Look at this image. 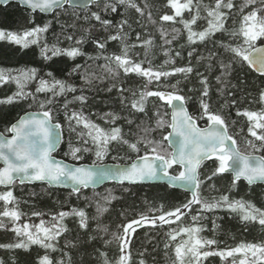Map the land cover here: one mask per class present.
<instances>
[{"label": "snow or ice", "instance_id": "snow-or-ice-1", "mask_svg": "<svg viewBox=\"0 0 264 264\" xmlns=\"http://www.w3.org/2000/svg\"><path fill=\"white\" fill-rule=\"evenodd\" d=\"M4 4L11 3L12 0H0ZM24 6L29 9V22L35 24L32 13L39 10L40 13L54 12L57 7H63L64 4L73 7H79L74 4V0H22ZM99 6V0H96ZM259 3V6L257 4ZM192 0H168V5L174 10V15L164 14L160 17L162 21H174L175 17H182V13L187 9L191 11L190 5ZM125 6L133 8L137 13L143 16L144 11L134 0H114V2H106L102 11L116 13L118 7ZM147 7V5H146ZM250 7L251 10L244 12V8ZM87 9V4H84ZM207 26L203 30L194 31L191 25L197 23L200 19L199 5L197 12L190 20H182L184 28L188 31L187 41L189 45L197 42L206 44L212 42L214 47L223 48L225 52L232 54V59L225 63L223 60L218 61L217 66L221 69V74L216 77L218 84L227 86L226 77L230 76L233 71V64L241 66L247 65L261 76H264V44L257 46L256 42L264 39V0H244L241 6L239 27L231 29L226 27L227 20L234 8L233 0H215L213 6L205 5ZM227 9L228 11H225ZM54 19L59 20V13ZM81 17L73 14L71 23L65 22L61 24V35L68 41H74L67 48H60L57 43L49 46L44 41V34L48 32L51 22L43 26L35 25L31 28H25L22 31H12L0 28V41H6L12 45H17L21 50L29 49L31 46H39V55L44 60H51L56 56H66L75 60L77 57H87L90 61H105L100 65L104 75L88 74L81 75L85 85H92L94 80L103 81L106 78L116 80L121 72L124 76L134 73L139 77L145 78V84L138 91H133L123 86L112 83L107 87L108 92L115 89L119 95L120 103L134 110L137 113L147 115V104L149 98L155 97L158 101L164 102L160 107H156L154 111L155 127H143L141 131L145 135H137L135 140L125 137L120 126H117V120L120 116L113 112L104 113L100 119L109 127H101L95 121L86 116L83 112V106L87 104L88 97L74 95L72 100L64 99L61 107L64 113V121L67 123L70 133H74L78 142V146L69 143V151L65 154L73 160H82L84 153H92L96 161H103L111 152L117 151L126 146L130 152L137 153L136 160L130 165L118 167L115 170L105 169L103 171H94V168H102V165L93 164L90 167L72 166L69 167L52 156V151L56 140L60 137L62 125L56 121L55 113L59 111L54 106L60 101L58 97H66L69 93L77 92V88L65 80L57 79L52 72H48V79L39 76L36 68L21 69H4L0 68V86L7 84H15L16 91L11 95L0 99V104H13L24 100H30L36 103L41 110L39 113L26 114L17 119L6 127L5 133H0V185L11 186L19 179L21 184L25 182L40 181L49 185H69L72 192L69 195L81 194L82 189L94 186L104 179H112L123 185L127 182L129 185L142 183L146 180H153L159 176L167 177L170 185L179 186L185 191L191 193L190 198L185 203L177 207H173L167 211L161 204L158 208H149L148 212L140 213L136 218L128 220L126 223L118 225V231L112 233L113 239L118 245L119 255L114 262H110L107 253L101 252L104 257V264H132V256L130 245L132 243V235L138 227L151 225L153 228H162L164 225L181 221V218L194 210L196 214L192 215V224L187 226H179L171 229L166 233L168 241L165 243V249L172 248L174 259L172 264H204L209 257L218 256L222 261L231 258L230 264H264V241L261 242H241L235 247L225 249L214 248L218 244L216 239L202 237L205 228L200 223L201 220L207 219L204 213H213L216 210H223L230 215L235 214L242 222L258 223L264 229V208L257 207L252 201L243 198L235 199L230 196L232 188H235L241 179L245 180L249 186L260 182L264 183V155H256L255 153L264 152V109L260 111H250L247 109L236 110L237 117H246L248 121L247 132L253 139L245 140L251 151H241L237 140L229 132L228 119L219 111H213L209 103V80L200 72L195 75L200 77L199 83L202 86L199 90V113L197 116L190 114L186 108V101L192 97L181 94L183 89L179 87L181 81L176 80L175 84H165L161 78L167 79L170 76L182 74L184 79H188L194 69L191 66V58L195 52V48L188 52V64L183 67H172L165 70V66L169 63L175 64V60H166L164 65L154 68L151 61L141 60L135 61L130 56L132 48L136 44L127 43L128 33L124 31L125 26L131 29L127 19L122 20L119 24L113 25L108 19H103L98 11H86L82 19L87 23L91 20L99 22L100 26L108 31L109 28L115 27L116 34H110L107 38L94 40L95 47L99 49V54L91 56L85 53L81 45L85 42V36L74 40L72 34L67 33V28L76 29L77 21ZM151 19V13H149ZM155 23V21H152ZM235 24L236 21H233ZM89 28H84L85 35L90 33ZM179 32L178 29H173ZM162 38L166 35L163 28L160 29ZM227 34L230 38L229 42L215 41L213 37L217 33ZM137 40H140V34L137 33ZM172 39H176L175 36ZM239 39L238 43L233 44L232 40ZM108 41H120V54L104 55ZM171 40L165 39L166 44H171ZM153 45L152 40H144L141 46L145 48V56L148 55ZM50 53V55H49ZM168 55V52H165ZM217 53L210 52L208 57H197L198 62L207 59L209 61L207 67L211 71L214 65L211 61ZM176 57H181V52H175ZM147 63L148 67L143 65ZM81 65L77 64L72 72H77ZM71 74V73H70ZM36 81L34 92L27 91V86ZM156 82V90H150L149 85ZM243 83V81H241ZM233 88L237 87L232 85ZM171 89L168 91L167 89ZM163 89V90H162ZM83 93L84 89H80ZM188 91H195L189 89ZM221 94L224 88H220ZM130 92L129 100L124 94ZM44 94V99H40L39 94ZM232 95V93H228ZM259 99L264 104V89L260 91ZM78 102L81 105L79 111L71 109L69 105ZM237 104L236 99L226 101L221 108L231 107ZM31 106V105H29ZM170 107V120L166 119L169 115L162 112L161 107ZM127 123L132 125L133 120L127 119ZM199 120H206L207 127H200L197 123ZM234 126L236 121L233 120ZM170 129L165 135L164 129ZM161 131V140H155L148 136L149 133ZM243 131V129H241ZM175 136V140L169 137ZM164 141L168 142L169 148L164 146ZM259 142V143H257ZM141 146L144 149V155H139ZM114 159L117 157H113ZM122 158V157H121ZM213 160L216 164L210 173L202 174L200 169L203 162ZM174 166L179 167L177 174L169 173V169ZM230 173L232 176L231 188L229 193L213 196L208 199L202 195V187L208 183L211 190L219 191L216 187L214 178L223 174ZM125 192L129 188L123 189ZM99 195V194H97ZM102 199L105 203L117 199L111 191ZM0 201L3 202V210L0 211V217L7 218L11 223V231L15 233L17 238L14 243L0 244V249L14 250L21 249L28 251L32 245H39L45 250L57 251L58 239L68 231L67 225L64 223L66 218H79V227L86 229L87 214L83 209L71 207L68 211H59L52 214L50 220L42 217L45 213L34 211L32 216L41 217L39 223H18L21 217L25 215L18 208L17 198L11 190L0 192ZM12 205V207H9ZM196 206H199L196 209ZM97 211H107V208H101L97 205ZM158 212L159 215H149L148 213ZM123 215V213H122ZM213 231L219 226L215 220L212 221ZM7 225L3 219H0V229L6 228ZM105 232L107 228L103 229ZM180 238L179 240L177 238ZM106 244L112 241H105ZM64 255H68L65 253ZM141 252L140 256L143 257ZM0 264H4L0 260ZM15 264V260H13ZM37 264H65L64 260L54 262L48 254L40 256ZM67 264H72L71 257H68ZM139 264H147L144 259H140Z\"/></svg>", "mask_w": 264, "mask_h": 264}, {"label": "trees", "instance_id": "trees-1", "mask_svg": "<svg viewBox=\"0 0 264 264\" xmlns=\"http://www.w3.org/2000/svg\"><path fill=\"white\" fill-rule=\"evenodd\" d=\"M106 2H114V0H99V6L96 1L87 9H71L65 7L62 10L55 11L50 16H44L39 13L32 14L35 19V24L29 22V12L21 9L16 4H9L5 7L0 6V28L22 31L25 28H31L35 25L43 26L46 23L51 22V26L44 34V41L49 46L57 43V37H59L60 48H67L74 41H68L61 35V24L73 20V14H78L81 19L77 21L76 29L67 28V33L74 36V40L85 36V42L81 45L82 50L91 56L99 54V49L95 47L94 40H101L107 38L110 34H116L115 27L109 28L105 31L95 20L85 22L82 17L86 11H98L103 19H108L113 22V25L119 24L122 20L127 19L131 24V29L125 26L124 31L128 33L127 43L136 44L135 48H132L130 56L135 61L148 60L154 68H158L160 65H164L166 60H175V64L169 63L165 66V70L172 67H183L188 64V52L195 48V52L191 58V66L194 71L189 75L188 79H184L182 74L170 76L167 79L161 78L165 84H175L176 80L181 81L179 87L183 89L181 94L192 97V99L186 101V108L188 112L194 116L199 113V90L201 85L199 83L200 77L195 73L198 71L209 80V103L211 104L213 111H219L224 115L229 122V132L237 140L241 151H251L247 146L245 140L253 139L247 132L248 121L246 117H237L236 110H250L260 111L264 109V104L260 102L259 94L264 89V78L255 75L251 72L248 66L239 64H233V71L230 76L226 77L227 86L218 84L216 77L221 74V69L217 66L218 61L223 60L228 63L232 59V54L225 52L223 48L214 47L212 42L201 44L197 42L194 45H189L187 41L188 31L184 28L182 20H190L197 12V5H199L200 19L197 23L191 25L194 31H201L207 26V22L203 17L206 16L204 6H213L215 0H192V4L189 6L191 11L185 10L182 13V17H175L174 21H162L160 17L164 14L174 15V10L168 5V0H134V2L144 11L143 16L137 13L133 8H126L120 6L116 13L111 11H102L103 5ZM185 2V0H181ZM234 8L231 10L229 18L226 23V27L231 29L233 27H239L240 20V8L244 4V0H233ZM147 5V7H146ZM259 6V3L257 4ZM251 8H244V12L250 11ZM225 11H228L225 9ZM57 13H59V20L54 19ZM149 13H151V19H149ZM152 21H155L153 23ZM233 21H236L234 24ZM91 25L90 33L84 34L83 29L89 28ZM163 28L166 35L162 38L160 29ZM173 29H178L179 32H174ZM137 33L140 34V40H137ZM175 36L176 39H172ZM152 40L153 45L145 56V48L141 46V42L144 40ZM165 39L171 40V44H166ZM215 41L229 42L230 38L227 34L217 33L213 37ZM233 44L238 43L239 39L232 40ZM264 43V39L256 42V45ZM168 55H165V52ZM180 51L181 57H176L175 52ZM121 43L120 41H108L106 45V51L104 55L120 54ZM210 52H215L217 55L211 61L214 65L211 71L208 70L207 59L198 62L197 57H208ZM50 55V53H49ZM105 61L100 60L90 61L87 57H77L75 60L69 59L66 56H56L51 60H44L39 55V46H31L29 49L21 50L19 46L12 45L6 41H0V68L4 69H21V68H36L39 76L48 79L47 73L52 72L53 75L60 80H65L68 83L73 84L77 88V92L69 93L66 97H58L60 103H57L54 107L59 109L55 113L56 121L62 125L61 133L63 137L62 144L54 156L65 162L73 164H102V163H114V164H127L136 159L137 153L130 152L126 146L120 148L117 151L111 152L103 161H96L95 156L92 153H84L82 160H73L70 156L65 155L69 151V143L76 144L78 142L74 133H70L67 123L64 121V113L61 107L64 99L72 100L74 95H85L88 97L87 104L83 106V112L86 116L90 117L101 127H109L103 120L100 119L104 113L113 112L121 117L117 120V126L122 128L125 137L130 140H135L137 135H145L141 128L143 127H155L154 111L156 107H160L164 104L162 101H158L157 98H149L147 104V115L143 113H137L134 110H130L128 107L120 103V98L115 89L112 92H108L106 89L112 83H116L118 86L138 91L145 84V78L139 77L134 73H130L128 76L121 75L112 80L106 78L103 81L94 80L92 85H85L81 75L85 72L88 74H95L97 76L104 75L100 65H103ZM81 65V68L77 72H72L75 65ZM144 67H148L145 63ZM71 73V74H70ZM243 81V83H241ZM232 85L237 87L233 88ZM5 86V85H4ZM4 86H0V89ZM36 81H33L27 86V91L34 92ZM224 88V93L221 94L220 88ZM84 91L81 93L80 89ZM150 90H156V82L149 85ZM189 89H195V91H188ZM163 90V89H162ZM171 91V89H167ZM16 91V85L10 84V87L4 95L0 94V99L11 95ZM232 93V95H228ZM128 99H131L130 92L124 94ZM40 99H44V94H39ZM236 99L237 104L231 107L221 108V105L226 101ZM31 105V106H29ZM71 109L79 111L81 105L78 102H73L69 105ZM33 111L40 112L38 105L32 103L30 100H24L13 104H0V133L5 132L6 127L10 126L15 120H17L23 113ZM162 112L168 113V107H161ZM131 119L134 121L132 125L127 123L125 119ZM166 119L170 120L169 115ZM236 123L233 126L232 121ZM200 127H206V120L197 121ZM137 125H141V128H137ZM243 129V131H241ZM169 129H164L163 133L166 135ZM148 136L155 140H161V131H155L148 134ZM259 143V142H257ZM164 146L168 148L166 141ZM170 151V149H169ZM256 155H264V152L255 153ZM139 155H144L143 146H141V152ZM117 157V158H113ZM122 157V158H121ZM216 164L213 160H208L201 166V173H210L214 169ZM180 169L176 166L173 169H169L170 174H177ZM216 187L219 191L211 190L208 187V183H205L202 187V195L208 199L213 196H219L224 193H229L231 188V178L227 175L214 178ZM129 188L128 192L123 189ZM11 190L13 195L17 198L18 208L24 213L21 220L18 222L23 224L39 223L41 217L32 216L31 213L39 211L45 213L43 219L50 220L51 215L58 213L59 211H68L71 207L83 209L88 217L86 229L79 227V218L69 217L66 218L64 223L67 225L68 231L65 232L57 242V251L45 250L39 245H32L28 251L21 249L6 250L0 249V260L4 261V264H37L40 256L48 254L54 262L64 260L67 264L68 257H71L72 264H104V257L100 255L101 252L107 253V258L110 262H114L119 255L118 245L113 239L112 233L118 231V225L126 223L128 220L136 218L140 213L148 212L149 208H158L161 204L164 205V210L167 211L173 207H177L182 203H185L190 195L182 191L171 189L164 185H114L108 184L98 190H81L79 196L66 190H57L47 188L45 185L34 186H18L14 184L10 189H0V192ZM111 191L117 199L111 200L110 203H105L102 199L108 192ZM99 194V195H97ZM232 198L252 201L257 207L264 208V188L260 185L252 187L246 186L242 182H238L235 188H232L229 193ZM101 208H107V211H97V205ZM3 202L0 201V211L3 210ZM12 207V205H9ZM199 206H196L198 209ZM123 213V215H122ZM149 215H159L158 212L148 213ZM196 214L194 210L192 213H188L181 218V221H176L170 225L166 224L162 228H153L151 225H144L138 227L136 232L132 235V243L130 245L132 264H139L140 259H144L147 264H172L174 259V253L172 248L165 249L164 245L168 241L166 235L171 229L178 228L179 226L191 225L192 215ZM207 219H203L200 223L204 226L205 230L200 233L202 237L209 239H216L218 244L213 246L214 248L225 249L229 247H235L241 242H261L264 241V229L258 223H245L242 222L235 214H229L223 210H216L213 213H204ZM7 227L0 229V244L14 243L17 238L15 233L10 229L11 223L7 218H2ZM215 220L219 226L213 231L212 221ZM107 228L105 232L103 229ZM180 239L179 237L177 238ZM105 241H112L110 244H106ZM143 252V257L140 253ZM67 253L68 255H64ZM231 258L227 261H222L218 256L209 257L204 264H230Z\"/></svg>", "mask_w": 264, "mask_h": 264}, {"label": "water", "instance_id": "water-1", "mask_svg": "<svg viewBox=\"0 0 264 264\" xmlns=\"http://www.w3.org/2000/svg\"><path fill=\"white\" fill-rule=\"evenodd\" d=\"M96 0H74V4L75 5H79V7H73L71 5H68V4H64L63 7H57L56 10H61L63 8H65L66 6L68 8H72V9H79V10H84V4L86 3L87 4V8L90 7ZM9 4H16L18 5L20 8L24 9V10H27L29 11V9L26 8V6L23 5L22 3V0H12L11 3H8V4H4L3 2H0V6L1 7H5ZM55 10V11H56ZM54 11V12H55ZM54 12H46V13H40L39 10H37L36 12L34 13H39L41 15H44V16H50L52 15ZM32 13V14H34ZM258 46H261V45H258ZM249 68V67H248ZM249 70L251 72H253L255 75L259 76V77H264V76H261L259 73H257L256 71H254L253 69H250ZM169 109V117H170V113H171V108L168 107ZM188 111V110H187ZM33 113H39V112H32V111H28V112H25L23 113L21 116H24L26 114H33ZM20 116V117H21ZM17 121V120H16ZM14 121V122H16ZM13 122V123H14ZM207 127V126H206ZM170 131V129H169ZM170 140H175L176 137L175 136H172V137H169ZM62 144V133H61V130H60V137L58 140H56L55 144H54V148H53V151H52V156L54 157L55 160L57 161H60L64 164H67L69 167H72V166H84V167H90V166H93V164H72V163H69V162H65L63 160H60L58 158H56L54 156V154L58 151V149L60 148ZM167 145H168V142H167ZM169 147V146H168ZM171 150V148H169ZM136 159L132 160L130 163H127V164H114V163H103V164H97V165H102L103 167L102 168H94V171H103L105 169H108V170H115L116 168L118 167H124V166H128L130 165L133 161H135ZM207 161V160H206ZM205 162V161H204ZM203 162V163H204ZM0 166H2V162H0ZM178 167V166H177ZM224 175H230L231 177V180H232V176L230 173H226ZM239 182H242L244 183L246 186L248 187H252V186H255V185H260L264 188V183H260V182H257L251 186L248 185V183L241 179V181ZM18 186H23V185H27V186H34V185H45L47 186L48 188L50 189H57V190H66V191H71L72 192V188L69 185H63V184H60V185H49L47 183H44V182H40V181H34V182H25L24 184H21L19 179H17L16 183ZM108 184H114V185H121L119 183H117V181L115 180H112V179H104L102 181H100L99 183L95 184L94 186H90L89 188H86V189H82V190H98L100 188H102L103 186L105 185H108ZM123 185H129L127 182H125ZM138 185H164V186H167L171 189H174V190H178V191H182L184 193H187L191 196V193L188 192V191H185L183 188L179 187V186H176V187H173L172 185L169 184L168 180H167V177H163V176H159L157 177L156 179H153V180H146L142 183H137V184H134V185H129V186H138ZM13 185L11 186H4V185H0V189H10Z\"/></svg>", "mask_w": 264, "mask_h": 264}, {"label": "rangeland", "instance_id": "rangeland-1", "mask_svg": "<svg viewBox=\"0 0 264 264\" xmlns=\"http://www.w3.org/2000/svg\"><path fill=\"white\" fill-rule=\"evenodd\" d=\"M10 87V84L5 85L3 88L0 89V94L4 95L5 93H7L8 89ZM168 113H169V109H168Z\"/></svg>", "mask_w": 264, "mask_h": 264}]
</instances>
